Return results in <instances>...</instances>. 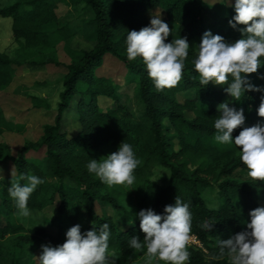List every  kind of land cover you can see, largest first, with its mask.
<instances>
[{
  "label": "trees",
  "instance_id": "obj_1",
  "mask_svg": "<svg viewBox=\"0 0 264 264\" xmlns=\"http://www.w3.org/2000/svg\"><path fill=\"white\" fill-rule=\"evenodd\" d=\"M55 1L10 0L7 5H0V17L12 19L13 36L19 47L17 59L0 52V91L12 84L14 66L63 65L53 56L43 57L44 51L52 48L49 30L57 27L56 34L70 40L75 30L80 29L61 27ZM64 1L82 5L92 13L84 31L95 45L90 51L77 53L73 62L65 66L67 73L57 80V85L63 87L58 115L54 124L44 127L41 138L25 145L17 155L7 143H0V171L8 172L14 166V175L0 181V264H38L35 256L40 255L41 245L64 243L66 231L76 224L81 225L83 233L93 227L99 229L104 223L110 227L109 252L116 264H142L140 261L147 257L133 254L128 247L130 237L139 236L142 240L145 235L136 215L148 208L163 214L164 207L174 204L176 196L190 203L191 236L200 243L188 249V264H229L227 256H219L217 242L246 230L249 212L259 207L258 201H264V184L243 179L247 169L239 158V149L234 144L216 142L213 125L218 103L225 96L229 97V106L244 109L243 127L264 122L256 111L261 93L247 92L240 101H234L217 91L211 82L201 85L192 64L194 52H189L178 84L157 91L142 60H127L125 39L128 31H139L150 24L148 11L162 9L170 28L166 42L180 37L201 40L206 31L235 42L242 38L240 29L245 26L229 25L235 15L234 0L220 14L225 25L207 20L211 7L206 0ZM109 57L125 66L124 79L134 89L135 100H125L119 92L121 86L98 73ZM261 75L264 67L248 74V78L264 87V79L258 78ZM187 92H193L194 97L181 102L179 97ZM101 98L115 101L116 110H102ZM75 100L80 129L71 136L63 131V123ZM186 113L194 114L195 118L188 119ZM10 127L0 107V137ZM238 134L232 133L233 138ZM123 141L133 146L141 161L134 172L136 180L128 187H108L90 175L85 165L90 158L100 160L116 152ZM160 167L171 173L168 186L161 187L152 180L154 170ZM21 174H35L44 181L28 200L31 213L51 210L56 211L55 216H43L38 225L35 221L33 225L23 222L7 191L11 179ZM224 177L229 179L221 184V205L212 209L204 194ZM100 202L111 207L115 216H100L97 212ZM205 223L212 225L209 231L201 227Z\"/></svg>",
  "mask_w": 264,
  "mask_h": 264
},
{
  "label": "clouds",
  "instance_id": "obj_2",
  "mask_svg": "<svg viewBox=\"0 0 264 264\" xmlns=\"http://www.w3.org/2000/svg\"><path fill=\"white\" fill-rule=\"evenodd\" d=\"M232 7L235 15L229 20V25L232 28L244 25L240 29L242 38L228 42L221 35L204 32L200 43L195 46L193 68L199 74L201 85L207 86L210 82L226 84L223 91L234 101H240L247 92H260L256 111L259 117L264 118V87L253 84L248 78V74L257 73L264 67V0H234ZM169 35L168 23L161 14L153 13L148 26L139 31H128L125 39L127 60H142L157 91L178 84L189 57L187 37L166 42ZM258 78L264 79V75ZM217 111L213 125L215 141L221 145L234 144L239 149V158L247 169V175L264 181V122L243 127L246 119L244 109L229 106L228 102L219 104ZM241 127L242 130L233 138V131ZM140 163L133 146L123 141L116 152L100 160L90 158L85 167L90 175L108 187H128L135 183L134 172ZM0 181H3L2 175ZM43 183V179L35 174H21L15 180L11 179L8 195L22 217L33 218L28 200ZM249 216L246 230L217 242L219 256H227L229 264H264V206L251 210ZM136 219L145 235L142 240L139 236L128 240L133 254H144L147 257L145 264H151L153 260L164 264H188L190 238L198 242L191 236L190 203L176 196L174 204L164 207L163 214H157L151 208L142 209ZM211 226L205 223L201 227L209 231ZM110 235L108 223L83 233L81 225L76 224L66 231L64 243L41 245V253L35 257L38 264H116L109 252Z\"/></svg>",
  "mask_w": 264,
  "mask_h": 264
},
{
  "label": "rangeland",
  "instance_id": "obj_3",
  "mask_svg": "<svg viewBox=\"0 0 264 264\" xmlns=\"http://www.w3.org/2000/svg\"><path fill=\"white\" fill-rule=\"evenodd\" d=\"M13 1V0H11ZM211 9L206 15L207 20H213L225 23L220 19V14L225 12V8L233 0H206ZM10 0H0V5H7ZM57 16L61 22V27L68 26L71 28H79L80 31L75 30V34L70 40L62 39L56 34L58 28L54 27L49 30L52 37V48L48 51H44V56H53L63 65L57 67L53 65L49 66H31L30 64L23 63L21 66H14L15 77L7 89L0 91V106L4 110L7 119L9 120L12 127L9 128V132H5L0 137V143H7L13 154L17 155L18 151L21 150L25 145L37 142L42 134L46 125H52L55 122V118L58 115L60 105V94L63 92L62 85H57V80L67 73L65 66L71 64L77 53L82 50L90 51L95 43L87 38L85 35L84 27L87 21L92 17V13L86 10L84 6L78 5L73 6L64 0H56ZM226 4L225 6H223ZM223 6V7H222ZM161 14L162 19L167 22L166 14L162 9H154L147 12V16L151 19V14ZM12 19L0 17V52L5 54L10 59H17L18 57V44L16 43L13 30H12ZM190 45L189 52L195 51V46L200 43L199 39H193L188 41ZM41 58V57H39ZM99 74L110 78L115 85L121 86L119 92L124 94L125 100L128 98L135 100L134 89L128 82H125L124 76L126 75L125 66L107 58L104 66L99 69ZM215 89L219 92H224L223 89L227 85H215ZM34 93H44V95H37ZM225 93V92H224ZM194 97L193 92H187L179 97L181 102ZM126 102V101H125ZM228 102L230 100L228 96H225L222 101L218 103ZM77 101L75 100L72 107L64 115L63 131L69 132L71 136L75 135L79 129V123L76 119L77 114ZM132 108L135 104L130 103ZM99 106L102 110L112 109L116 110L117 103L110 99L101 98ZM188 119H194L195 116L192 113H186ZM242 130L237 128L233 131L234 134L239 133ZM178 149V148H176ZM179 150V149H178ZM14 175V166L11 165L8 172L0 171L3 176V180H9ZM171 179V173L165 168H156L152 180L161 187L168 186ZM229 178H222L218 184H215L212 188L208 189L204 197L208 205H212V209H216L221 205L222 200L220 199L221 184L226 182ZM244 180L254 182L255 180L250 178L245 173ZM264 184V181H262ZM264 190V189H263ZM2 200L0 199V204ZM259 206H264V201H258ZM97 212L100 216H115L114 210L104 203H97ZM56 215V211L51 210L45 211L44 213L32 214L33 218H24L25 223L33 225L40 223L43 216L53 217ZM191 246H200L199 242H196L192 237L188 243V249ZM146 258V257H145ZM147 259V258H146ZM140 261L142 264L145 262ZM156 260H153L151 264H155Z\"/></svg>",
  "mask_w": 264,
  "mask_h": 264
},
{
  "label": "crops",
  "instance_id": "obj_4",
  "mask_svg": "<svg viewBox=\"0 0 264 264\" xmlns=\"http://www.w3.org/2000/svg\"><path fill=\"white\" fill-rule=\"evenodd\" d=\"M226 5V4H225ZM150 20V19H149ZM1 107V106H0ZM7 118V117H6ZM8 120V119H7ZM9 121V120H8ZM6 132H9V131H6Z\"/></svg>",
  "mask_w": 264,
  "mask_h": 264
}]
</instances>
